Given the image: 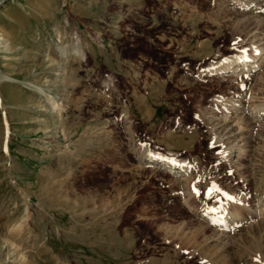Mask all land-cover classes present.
I'll use <instances>...</instances> for the list:
<instances>
[{"label": "rangeland", "instance_id": "rangeland-1", "mask_svg": "<svg viewBox=\"0 0 264 264\" xmlns=\"http://www.w3.org/2000/svg\"><path fill=\"white\" fill-rule=\"evenodd\" d=\"M236 1L0 0V264H264V63L219 71L264 17Z\"/></svg>", "mask_w": 264, "mask_h": 264}, {"label": "bare ground", "instance_id": "bare-ground-1", "mask_svg": "<svg viewBox=\"0 0 264 264\" xmlns=\"http://www.w3.org/2000/svg\"><path fill=\"white\" fill-rule=\"evenodd\" d=\"M236 3H237V5L239 6V14L238 15H242L245 19L247 18V20H248V18H250V19H252V20H258V21H256V22H259L260 23V20H263V17H264V0H238V1H236ZM241 20H243V19H241ZM251 21V20H250ZM264 21V20H263ZM262 21V22H263ZM262 22L260 23V24H262ZM259 24V25H260ZM259 27V26H258ZM259 31V28H257V30H256V32H255V34L256 33H259V34H263V30L261 31V32H258ZM257 35V34H256ZM254 36V35H253ZM258 36V35H257ZM236 39V38H235ZM260 39V42H261V40H263V42H264V37H260L259 38ZM237 40V39H236ZM235 40V41H236ZM259 42V43H260ZM236 43H237V41H236ZM242 43V42H241ZM235 44V43H234ZM238 44V43H237ZM263 44V46H264V43H262ZM261 44V45H262ZM242 45V44H241ZM244 45V44H243ZM242 45V46H243ZM260 46V45H259ZM261 47V46H260ZM242 48V47H241ZM263 50V52H262V54L260 53V56H259V53H258V55L257 56H259L258 58H256V59H254L255 58V56H254V58L252 57V61L250 60V58L249 57H245V56H243V57H245L246 58V61L244 62V64H241V62H240V64H239V62L238 63H236L238 60H239V57H233V58H230L229 59V61H231L232 63H228V64H226V65H224V66H221L222 68H221V70H219L220 72H221V74L222 73H225V72H232V73H235V72H238V71H245V72H254V71H257V69L258 68H260V67H262V64L264 63V47L262 48ZM256 49H254V51H255ZM258 51H259V49H257ZM245 50L243 49H241V51L240 52H244ZM260 51H261V49H260ZM239 52V51H238ZM68 53V52H67ZM242 53H239V54H241V55H243ZM256 53H257V51H256ZM66 53H65V51H64V53H63V55H65ZM246 54V53H245ZM68 55V54H67ZM255 55V54H254ZM69 56V55H68ZM68 56H66V57H68ZM63 58V57H62ZM254 59V60H253ZM242 59H240L239 61H241ZM244 61V60H243ZM242 61V62H243ZM244 73V72H243ZM257 75V74H256ZM249 81L248 82H250V81H255V76L254 75H251L250 77H249V79H248ZM253 81V82H254ZM264 82V81H263ZM55 99V98H54ZM264 106V105H263ZM261 107V106H260ZM262 108V107H261ZM264 108V107H263ZM256 108H254V110H255ZM239 110V109H238ZM258 110V109H257ZM264 110V109H263ZM48 111V110H47ZM247 112V111H246ZM258 112L259 111H254L253 113H251V114H253L252 115V117H250V113L248 114L249 116H246L245 118V121L247 122V123H249V122H251V123H253V124H256L257 125V120L259 119H261L260 117H258L259 115H256V114H258ZM264 111H261V115L260 116H263L264 117V113H263ZM245 115H247V114H245ZM262 117V118H263ZM257 119V120H256ZM262 121H263V119H262ZM259 123H262V122H259ZM264 123V122H263ZM263 123L262 124H260V125H263ZM238 126V125H237ZM242 127H238L237 129H235L234 127H227V128H225L224 130L226 131V133H227V135H229L232 139H233V141H238L239 143H242V142H245V143H247V138H246V136H244V134H242ZM223 148V147H222ZM226 149H224L223 150V152H226L225 151ZM222 154L223 153H220V155L222 156ZM224 155V154H223ZM156 157H157V155H150V158H153V159H155L156 160ZM224 157V156H223ZM240 157V156H239ZM152 161V160H151ZM172 161H175L174 159H171V158H162L161 159V161L159 162V165L161 164L162 165V167L163 166H165L166 168H169V169H167V170H170V166L171 165H173V166H175V165H177V163L174 165L173 163H172ZM176 162V161H175ZM179 165V164H178ZM180 166V165H179ZM183 166V165H182ZM161 167V168H162ZM165 167H164V169L163 170H165ZM171 168L173 169V167L171 166ZM176 168V167H175ZM176 169H178V168H176ZM176 171V170H175ZM168 172H170V171H168ZM172 172V171H171ZM174 172V171H173ZM177 172V171H176ZM176 172H174V174L176 173ZM173 174V173H172ZM182 175V174H181ZM260 201V200H259ZM260 204L259 205H261V208H259V210L260 209H262V207L264 206L263 204H264V202H263V204H261L262 202H259ZM259 207V206H258ZM257 208V207H256ZM215 209V208H214ZM264 209V208H263ZM262 209V210H263ZM206 211H207V209H205ZM209 210V209H208ZM221 210V209H220ZM219 210V211H220ZM258 210V209H257ZM258 210V211H259ZM261 210V211H262ZM201 212H203V210L201 211ZM209 211H207V213H208ZM226 212V211H225ZM224 212V213H225ZM253 212V211H252ZM203 213H205V211L203 212ZM202 213V214H203ZM206 213V214H207ZM210 213V212H209ZM222 213V212H221ZM228 213V212H227ZM233 213V214H232ZM231 214H232V217H228L229 219H223V220H218L217 219V216L216 217H214V218H216V219H214L213 217L212 218H209V220L207 221V222H209V224H210V226H212V227H218L219 229H220V233H221V231H224V232H222L221 233V236H223V239H224V237H226L227 235H229V233L227 234V231H229V230H231L232 228L233 229H235L234 227H235V225H237V224H239V221L240 220H243V218L242 219H240L239 217H240V215L238 216V214L237 213H235V212H232ZM254 213L256 214L257 212H255L254 211ZM201 217H203V215L202 214H200V213H198ZM205 214V215H206ZM217 214H220V213H217ZM260 214H263L264 215V210L262 211V213H260ZM204 215V216H205ZM214 215V214H213ZM220 215H222V214H220ZM229 215H230V213H229ZM254 215V214H253ZM259 215V214H258ZM210 216V215H209ZM215 216V215H214ZM255 216V215H254ZM260 216V215H259ZM262 216V215H261ZM206 217H208V215L206 216ZM205 217V218H206ZM225 217H227V216H225V214H224V217L223 218H225ZM253 217V216H252ZM256 218H257V216H256ZM263 218V217H262ZM262 218H260V220L262 219ZM222 219V218H221ZM259 219V218H258ZM238 220V221H237ZM252 220V219H251ZM250 220V221H251ZM245 222H246V225H244V226H247V220L245 219L244 220ZM257 221V220H256ZM206 222V223H207ZM232 222V223H231ZM236 222V223H235ZM241 222V221H240ZM243 222V221H242ZM258 222V221H257ZM256 222V223H257ZM263 223H264V220L262 221ZM235 223V224H234ZM248 223H249V221H248ZM252 223H253V221H252ZM251 223V225L249 224V226H251L252 227V225H254V224H252ZM260 223V222H259ZM261 225V224H260ZM217 228V229H218ZM250 228V227H249ZM262 228H264V226L262 227ZM215 230V231H219V229L218 230ZM221 229H223V230H221ZM232 229V230H233ZM219 233V234H220ZM226 238H228V237H226Z\"/></svg>", "mask_w": 264, "mask_h": 264}, {"label": "snow or ice", "instance_id": "snow-or-ice-1", "mask_svg": "<svg viewBox=\"0 0 264 264\" xmlns=\"http://www.w3.org/2000/svg\"><path fill=\"white\" fill-rule=\"evenodd\" d=\"M172 163L174 165L176 164L175 161H172ZM193 191L196 193V195L198 197L201 195L200 190L195 185H193ZM204 195H206L209 200H213L217 196L223 195L224 196V201H219V200L216 201L217 204L221 206V211H223V205L225 203H227L228 201L234 200V198L230 194L222 192V190L218 186H216L214 184L210 188L207 189V191L204 193ZM211 211L215 212L216 209H211Z\"/></svg>", "mask_w": 264, "mask_h": 264}]
</instances>
